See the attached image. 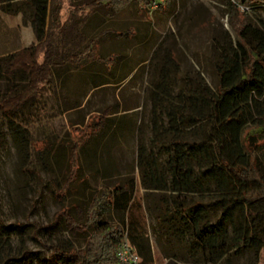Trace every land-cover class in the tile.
Returning <instances> with one entry per match:
<instances>
[{
  "label": "trees",
  "instance_id": "obj_1",
  "mask_svg": "<svg viewBox=\"0 0 264 264\" xmlns=\"http://www.w3.org/2000/svg\"><path fill=\"white\" fill-rule=\"evenodd\" d=\"M129 1L88 0L70 5L68 17L78 16L77 30L86 37L85 44L74 51L64 36L68 19L58 21L59 0L55 6L52 0H0L4 13L28 10L22 23L31 26L35 38L33 45L0 56V78L8 89L7 95L0 97V113L7 120L8 135L25 161L31 159V151L35 153L36 176L40 171L54 173V162L62 166L61 177L52 188L59 209L51 222L31 224L30 229V239L47 253L40 257L39 251H31L23 243L13 250V238L22 241L27 224H6L0 215V264H124L115 252L125 237V227L103 217L118 204L117 195L126 188L121 185L96 191L88 182L93 176L106 179L119 175L110 160L99 166L96 163L104 154L103 147H108L105 141L113 140L115 132L123 128L120 117H108L118 112L117 107L103 110L82 141L41 140L37 144L31 143L18 112L52 83L63 87L70 67L96 62L113 75L123 53L99 54L98 61L90 60V54L98 38L109 31L107 18ZM136 1L149 7L153 0ZM167 3L165 0L157 10ZM224 5L234 41L220 52L215 90L203 86L201 91L187 94L179 91L173 100L162 84H156L151 91L148 146L140 143L136 150L142 188L165 196L160 199L161 212L156 219L184 249L181 255H170L172 261L166 264H234L233 259L244 250L251 249L257 256L263 247L264 19L258 8L264 9V0H224ZM120 36L125 39L128 33L120 32ZM22 81L26 83L18 91ZM107 83L111 81L93 80L92 90ZM79 106L75 102L65 111ZM70 125L89 126L83 120ZM196 130L202 137L194 138ZM59 223L74 241L83 239L84 245L67 242L65 247L56 242L52 235ZM39 233H46L48 243H41Z\"/></svg>",
  "mask_w": 264,
  "mask_h": 264
},
{
  "label": "rangeland",
  "instance_id": "obj_2",
  "mask_svg": "<svg viewBox=\"0 0 264 264\" xmlns=\"http://www.w3.org/2000/svg\"><path fill=\"white\" fill-rule=\"evenodd\" d=\"M59 1L62 8L58 21L63 23L68 19L67 28L74 16L68 17L73 0ZM131 2L140 14L133 22L138 29L131 24L125 26L129 31L125 39L118 31L105 33V38H98L90 54V60L98 61L99 54L123 53L124 59L118 63L113 75L96 62L77 69L70 67L71 73L63 87L52 83L51 87L44 88L18 112V119L27 125L31 143L37 144L41 140L55 143L59 139L82 141L103 110L117 107L118 112L108 117H120L123 128L115 132L113 140L105 141L108 147H103L104 154L96 163L99 166L101 162L110 160L119 175L106 179L93 176L88 182L96 191L125 186L126 192L117 195L118 204L103 219L125 227L124 238L139 256V264H166L172 261L170 255H181L184 249L169 235L165 224L156 219L161 212L160 199L165 196L142 188L140 170L136 166L137 147L140 143L148 146L151 135V91L156 84H162L175 100L179 91L187 94L189 91H201L203 86L215 90V67L219 63L220 52L223 46L234 41V34L224 0H168L163 10L143 7L138 1L130 0L117 12H124ZM56 3L57 0H52L53 6ZM258 9L264 19V9ZM27 11L26 8L17 14L0 11V55L19 50L28 43L29 34L26 30L21 32L19 24L23 17H28ZM122 77L125 79L118 82ZM93 80L111 83L92 90ZM21 83L18 91L26 82ZM6 86L4 79L0 78V97L7 95ZM75 102L80 104L78 108L65 111ZM78 120L89 126L70 125ZM6 124L5 116L0 113V215L6 224H27L23 240L13 238V250L19 249L23 243L31 251H39L41 257L48 250L30 239L31 224L46 225L59 209L60 204L54 200L52 188L61 177L62 166L58 167L59 163L54 162V173L40 171L36 176L33 173L34 167L38 171L35 153L31 151V159H27L29 164H26L23 153L17 151L9 137ZM197 131L194 138L202 137L203 133ZM85 172H89L86 166ZM45 234L39 233L41 243H48ZM52 238L64 243L65 247L67 242L75 246L84 245L83 239L74 241L61 223ZM262 244L257 256L251 249H246L233 259L234 264H264V235Z\"/></svg>",
  "mask_w": 264,
  "mask_h": 264
},
{
  "label": "crops",
  "instance_id": "obj_3",
  "mask_svg": "<svg viewBox=\"0 0 264 264\" xmlns=\"http://www.w3.org/2000/svg\"><path fill=\"white\" fill-rule=\"evenodd\" d=\"M87 1L88 0H73L71 2V6H78V5L86 3ZM139 17H140V14L138 13L137 8L135 7V4L131 2L124 9V12H117L114 16L107 18L106 28L109 29L108 33L114 34L116 31L118 32L126 31L127 33H129V31H127L128 28H125V26H127L128 24L135 26V23L133 22L136 21ZM70 23L71 24H69V26L65 29L64 35L69 45L71 46V48L75 51L79 47H81L83 44H85L86 37L80 31L77 30V27L79 26V19L75 15L71 17ZM19 24L22 26L21 32L26 30L27 34H29L28 43L25 45H22L21 48H25V47H29L33 45L35 43V38H34V34H33V30L31 26L29 24H23L22 19ZM135 28L138 29L136 26ZM20 36H21V33L19 34V37ZM104 38H105V35L101 37V39H104ZM4 46H6V44ZM12 52L14 51L5 52L1 54L0 56H4Z\"/></svg>",
  "mask_w": 264,
  "mask_h": 264
},
{
  "label": "built area",
  "instance_id": "obj_4",
  "mask_svg": "<svg viewBox=\"0 0 264 264\" xmlns=\"http://www.w3.org/2000/svg\"><path fill=\"white\" fill-rule=\"evenodd\" d=\"M165 0H153L149 6L150 9H157ZM116 258L120 263L138 264L139 256L133 250L129 242L124 238L117 246L115 252Z\"/></svg>",
  "mask_w": 264,
  "mask_h": 264
}]
</instances>
